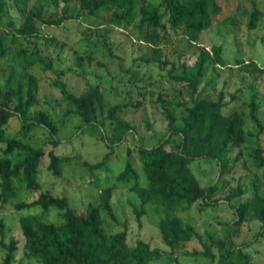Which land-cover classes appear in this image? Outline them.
Segmentation results:
<instances>
[{"label":"trees","instance_id":"1","mask_svg":"<svg viewBox=\"0 0 264 264\" xmlns=\"http://www.w3.org/2000/svg\"><path fill=\"white\" fill-rule=\"evenodd\" d=\"M0 0V23L7 16L6 29L0 24V57L11 53L17 57L22 72L11 69L7 74L0 73V142L4 145L0 155V207H12L18 212L22 244L10 235L6 240V229L0 219V264H150L163 253L178 259L179 255L208 256L216 264H254L248 247L256 239L245 237L237 241L239 226L246 220H255L264 230V193L252 181L250 191L237 203L246 187L240 184L231 187L224 194V200L234 209V217L223 228L221 235L210 230L203 235L196 226L185 220L178 211L187 210L194 202L210 205L218 199L215 194L221 190L218 181L230 171L238 160L247 135L252 131L246 128L249 120L258 132L264 129V120L259 111L258 81L264 80V64L255 58L238 56L233 52V62L229 63L222 55V45L212 43L210 48L201 46L192 64L169 61L163 51V43L170 35V29L180 31L187 41L197 43L203 31L211 27L221 11L218 0ZM246 26L249 29L263 26L264 12L257 0H248ZM13 13V14H12ZM99 14L107 26L122 28L133 38L146 45L138 58L146 63H156L160 67L170 63L167 72L171 79L180 84L177 89L185 98L169 97L163 89L156 95L157 105L166 119L167 137L151 146L137 145L138 158L146 177L128 159L116 174V182L102 187L96 202H88L84 212H77L65 195L52 194L42 189L39 179L41 158L45 153L42 144L31 141L37 126L48 131L45 141L58 144L56 133L58 124L48 110L35 107L39 102V79L34 67L46 70L54 61L42 55L36 44L43 37L44 25H59L67 19H79L84 15ZM110 27H105L106 33ZM17 43L19 46H17ZM237 67L241 71L239 80L245 81L229 93L225 100V90L219 89L213 97L207 92L210 79L200 86L207 70L216 66ZM248 78V80H247ZM247 80V81H246ZM61 95L67 103L64 115L75 114L82 125H107L110 135L103 138L108 144L126 139L132 128L131 123L121 115L127 105L136 108L144 96L128 103L107 102L99 83H89L76 93L62 79H54ZM248 88L250 96L244 98ZM145 92V91H143ZM244 107H248L246 112ZM181 109L180 113L176 110ZM12 115L19 119V128L13 134L7 133V125ZM147 125H149L147 123ZM257 135V134H256ZM178 137L174 146L167 142ZM44 141V140H43ZM234 148L239 151L232 155ZM130 152V149H128ZM256 166H264V149L259 142L249 152ZM107 154V153H106ZM48 170L59 176L62 163L68 159L53 150L48 151ZM209 157L219 164V174L209 185H201L191 167L194 158ZM105 158L97 163H89V168L100 166ZM86 163V162H85ZM117 183L125 184L139 198L134 205L138 218L148 211V204H155L161 210L157 221L160 238L165 248L152 246L144 238H137L133 244L127 240L125 228L111 230L107 220L116 221L112 194ZM39 193L32 199L20 197L21 187ZM51 208L58 211L57 220H47L41 213ZM192 239L199 241L200 247L188 246ZM20 256L16 259V255Z\"/></svg>","mask_w":264,"mask_h":264},{"label":"rangeland","instance_id":"2","mask_svg":"<svg viewBox=\"0 0 264 264\" xmlns=\"http://www.w3.org/2000/svg\"><path fill=\"white\" fill-rule=\"evenodd\" d=\"M218 1L221 11L215 17L211 27L202 32L199 43L201 45L187 41L180 31L170 29V35L163 43V51L168 60L176 64L180 62L192 64L201 46L210 48L212 43H217L222 45V55L229 63L233 62V52L239 49L236 53L238 56H244L245 59L253 57L264 64V19L262 27L259 25L249 29L246 26L248 10L251 8L248 0ZM257 1L264 12V0ZM6 19L7 16H3L0 24L7 29L9 25L5 24ZM98 20L103 21L100 14ZM97 21L93 16L87 17L84 14L79 19H67L59 25H44L42 26L43 34L51 36L52 39L46 40L41 37L36 44L29 43L30 46H37L42 55H47L54 61L52 68L46 70L41 69L40 66L33 68L39 79V102L35 107L48 110L58 124L57 145L45 141L48 131L43 130L41 126H37L31 135V141L42 144L45 150L40 160L39 179L42 189L49 190L52 194L67 196L70 206L80 213L84 212L88 202L97 201L102 187L117 181L115 176L128 159L141 174V183H146L136 147L137 145H154L168 135L166 119L157 105V92L163 89L169 97L174 95L180 99L186 97L184 93L180 94L177 90L180 84L168 75L170 63L160 67L156 63L144 62L138 58L143 51L147 50L144 43L134 39L130 32L122 28L107 26ZM105 27H110L106 33ZM17 46H19L18 43ZM13 48L11 53L0 57V73L7 74L14 65H16L14 67L16 72H22L17 64L15 48ZM240 74L241 71L237 70V67L217 65L214 70L211 68L207 70L200 86L210 79L207 92L216 97L218 90L223 88L225 100H228L229 93L245 83L239 80ZM56 78L65 81L76 93L81 92L89 83H99L110 104L128 103L129 100L133 101L144 96V100L136 108L131 103L121 110V115L128 119L132 126L126 134V139L110 145L103 138L105 134L110 135L107 125H82L77 115L73 113L64 115L67 103L54 84ZM258 89L259 98H261L259 113L264 120V80L258 81ZM243 95L248 100L250 90L246 88ZM244 109L248 111V107ZM180 110L177 108L176 111L180 113ZM18 128L19 119L16 115H12L7 125V133L13 134ZM246 128L253 134L247 135L235 166L230 171H226L218 181L221 183V190L215 194L218 200L207 206L196 201L187 210L177 212L185 220L193 223L203 235L207 230L221 235L223 228L233 219L234 209L224 200V194L231 187L238 184L246 187L245 193L241 197H236L233 200L234 203L251 193L252 181H255L259 190L264 193V166H256L249 153L257 142L264 149V129L258 132L257 127L249 120ZM176 140L178 137L171 138L167 145L174 146ZM3 145L0 142V155ZM49 150L68 158L63 161L59 176L52 174L47 168ZM238 151L239 149L234 148L232 155ZM103 157L105 162L101 167L87 166L89 163H97ZM189 165L201 185H209L218 177L219 164L216 159L194 158ZM38 193L39 190L34 191L22 186L20 197L30 200ZM112 202L116 221H106V225L111 230L125 228L130 244L140 237L148 240L152 246L165 248L157 227L161 210L155 204H148L147 213L138 218L134 212V205L139 204V198L129 190L127 185L121 183H117L113 190ZM32 210L41 213L47 220H57L59 217L58 211L54 208L46 212L36 208ZM18 214L12 207H0V219L2 218L5 223L6 240L12 235L21 245L23 238L19 228ZM239 229V235L235 238L237 241L256 235V241L254 240L248 249L252 252L254 264H264V230H261L260 224L257 225L255 220H245ZM187 244L190 248L200 247L196 239L190 240ZM19 256L17 254L16 259ZM1 258L0 249V262ZM24 264H27L26 259ZM150 264H216V262L203 255H179L176 260L168 253H163Z\"/></svg>","mask_w":264,"mask_h":264}]
</instances>
